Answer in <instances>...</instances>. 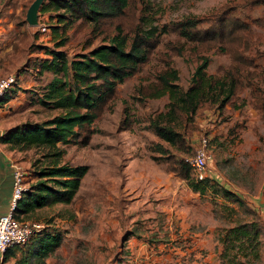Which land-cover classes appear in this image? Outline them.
Segmentation results:
<instances>
[{
	"label": "rangeland",
	"instance_id": "374dc122",
	"mask_svg": "<svg viewBox=\"0 0 264 264\" xmlns=\"http://www.w3.org/2000/svg\"><path fill=\"white\" fill-rule=\"evenodd\" d=\"M31 1L0 0V25L5 29L0 41L18 55L15 72L21 75L7 91L17 88L23 94L17 99L19 104L9 108L12 125L57 113L38 101L51 73H38L33 63L46 56L45 46L54 48L63 37L65 43L57 48L70 60L105 42L103 36L114 33L116 24L132 35L153 26L158 31L187 15L207 19L233 14L249 25L253 44L245 53L254 56V61L231 98L235 107L229 101L222 107L203 101L193 120L183 125L191 148L185 156L194 152L203 137L211 153L205 171L211 182L203 191L194 192L185 179L166 168L167 161L162 160L166 152L155 147L159 138L151 122L165 111L168 95L146 94L157 73L168 67L177 69L175 82L184 90L202 54L209 57L207 73L221 75L234 51L221 52L218 43L210 47L175 32H158L148 59L116 85L115 95L101 108L91 124L94 131L88 142L59 144L65 151L62 161L85 164L87 171L65 205L73 216H56L54 210L63 206L57 205L46 208L40 218L44 227L39 231L56 234L57 242L47 241L48 235L37 231L19 247L11 263L130 264L134 262L130 240L139 238L153 250L159 242H166L163 254L170 256H162L161 264H264V1L246 5L245 0H128L124 14L103 24L100 32L82 19L54 32V12L40 8L38 24L30 25L25 13ZM12 153L26 173V183L35 180L34 170L45 165L42 152L31 148ZM220 188L235 192L243 204L224 196ZM253 217L261 228L256 255L238 240L229 244L226 235L230 227Z\"/></svg>",
	"mask_w": 264,
	"mask_h": 264
},
{
	"label": "trees",
	"instance_id": "16d2710c",
	"mask_svg": "<svg viewBox=\"0 0 264 264\" xmlns=\"http://www.w3.org/2000/svg\"><path fill=\"white\" fill-rule=\"evenodd\" d=\"M263 1L245 0V4L257 5ZM127 6L128 0H47L40 11L54 12L57 20L56 24L51 25L54 32L60 27H67L75 19L87 20L93 31L100 32L103 24L121 17ZM204 22L208 23L206 27L202 26ZM114 28V33L103 36L105 42L76 54L70 60L63 50L57 48L65 43L63 37L54 48L45 46L46 56L38 63H33L38 73H51L38 101L45 107L57 110V113L40 121L15 124L0 135V142L5 143L9 149L40 150L42 163H45L34 170L35 180L28 184L18 200L13 211L14 218L40 221L46 208L65 206L71 202L80 179L87 171V165L62 161L65 151L59 144L88 142L94 131L91 124L101 108L115 95L116 85L132 76L148 59L158 32H175L194 43H206L210 47L218 43L221 52L228 48L234 51L231 63L221 75L207 73L209 57L202 54L184 90L175 82L178 79L177 69L168 67L157 73L155 84L146 94L149 97L168 95L165 111L151 122L159 138L155 141V147L160 153L166 152L163 154L166 158L162 159L167 161L166 168L185 179L194 192L203 191L211 182L206 175L201 180L192 176L191 168L185 160L191 148L186 143L182 129L185 123L193 120L203 101L217 104L218 107L229 101L235 107L231 98L235 95L239 79L248 74V66L254 61V56L245 53L253 44L249 25L233 14H219L207 19L187 15L169 21L158 31L153 26L147 30H135L132 35L124 32L120 25L116 24ZM10 91L0 97V103L10 98ZM172 149L183 154L175 156L171 154ZM220 191L227 198L243 204L235 192L226 188H220ZM63 206L54 210V214L71 218L74 212ZM48 219L51 221V217ZM260 231L259 221L253 217L230 227L226 235L229 244L234 245L233 241L238 240L245 247L253 248L256 255ZM40 233L48 235L47 241L53 244L57 242L56 234L50 231ZM21 246L7 248L3 252V260L16 257Z\"/></svg>",
	"mask_w": 264,
	"mask_h": 264
},
{
	"label": "crops",
	"instance_id": "0c3cea01",
	"mask_svg": "<svg viewBox=\"0 0 264 264\" xmlns=\"http://www.w3.org/2000/svg\"><path fill=\"white\" fill-rule=\"evenodd\" d=\"M5 29L0 25V40L3 39ZM12 46L6 45L0 41V76L9 73L15 72L19 65L18 55L11 52ZM21 77L20 74L17 75V78ZM23 77V76H22ZM23 94L19 92V89L13 88L10 94V98L0 103V134L5 129L13 126L12 117L9 108L14 105L19 104V100ZM24 97V96H23ZM9 115V116H8ZM13 151L9 149L5 143L0 142V215L7 212L11 199L12 192V162L13 160ZM133 243L135 244L133 246ZM158 248L153 250L147 241L139 238H132L130 240L131 255L134 257V262L130 264H161L162 256L168 255L169 252L163 254V248L166 245V242H159ZM158 253V254H157ZM13 257H8L5 261L3 260V253H0V264H12L11 260ZM123 264H129L124 262Z\"/></svg>",
	"mask_w": 264,
	"mask_h": 264
},
{
	"label": "built area",
	"instance_id": "2783aa9c",
	"mask_svg": "<svg viewBox=\"0 0 264 264\" xmlns=\"http://www.w3.org/2000/svg\"><path fill=\"white\" fill-rule=\"evenodd\" d=\"M42 31L46 30L45 25H41ZM17 75L14 72L0 76V97L16 82ZM208 141L205 137L201 138L200 144L195 148L191 155L185 156L189 164L192 176L196 180H201L206 175V166L211 159L208 150ZM26 173L22 166L17 162H12V192L9 208L6 213L0 215V253L7 248L25 244L30 237L44 227L40 221L19 220L14 218L13 211L22 193L27 188Z\"/></svg>",
	"mask_w": 264,
	"mask_h": 264
},
{
	"label": "water",
	"instance_id": "95a60500",
	"mask_svg": "<svg viewBox=\"0 0 264 264\" xmlns=\"http://www.w3.org/2000/svg\"><path fill=\"white\" fill-rule=\"evenodd\" d=\"M44 0H32L27 7L25 13V19L28 24L36 25L38 24V11Z\"/></svg>",
	"mask_w": 264,
	"mask_h": 264
}]
</instances>
